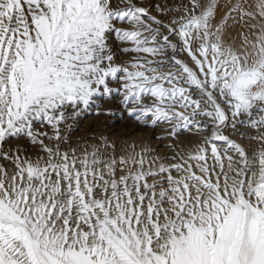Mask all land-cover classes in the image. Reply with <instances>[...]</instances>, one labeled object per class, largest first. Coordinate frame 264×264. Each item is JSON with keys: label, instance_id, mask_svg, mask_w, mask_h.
Masks as SVG:
<instances>
[{"label": "snow or ice", "instance_id": "snow-or-ice-1", "mask_svg": "<svg viewBox=\"0 0 264 264\" xmlns=\"http://www.w3.org/2000/svg\"><path fill=\"white\" fill-rule=\"evenodd\" d=\"M152 7L0 0V264H264V0ZM113 94L202 143L170 164L104 140L62 150Z\"/></svg>", "mask_w": 264, "mask_h": 264}, {"label": "rangeland", "instance_id": "rangeland-1", "mask_svg": "<svg viewBox=\"0 0 264 264\" xmlns=\"http://www.w3.org/2000/svg\"><path fill=\"white\" fill-rule=\"evenodd\" d=\"M171 3L172 0H169ZM176 3H179V0H175ZM157 3H164V0H148V5L151 8L150 14L157 15L155 8L152 7ZM242 31L241 28H230L228 29V33L225 36V40H234V41H240L239 39V33ZM124 57V56H121ZM184 60V59H182ZM117 62H121L118 61ZM114 86V85H112ZM108 109L107 104H103V107L100 108L101 111H106ZM133 119V118H132ZM102 120V119H101ZM146 121H150L149 118L145 119ZM99 122V121H98ZM151 124V122H150ZM171 128V126H168ZM65 128H67L65 126ZM64 128V129H65ZM75 131V134L80 135L82 134L81 128L80 129H73ZM149 131V127H145L144 130L137 132V136L121 139L118 137H115V133H111L109 135H104L103 132H96L94 138H90L89 140L85 141L84 139L75 140L71 142V145L62 146V150H76L77 153L83 152L85 148H91L92 146L96 145L99 141L104 140L108 144L113 145V149H110L109 151H114L117 158H119L121 155H141L143 154L145 158L149 161L156 159L159 161H163L165 164L172 163V157L176 156H184L186 157L189 153L195 152L197 145L201 144L203 141V136L200 135L196 130H192L190 133H186L184 131H181L179 134L175 135L173 138V134L170 132V129H166L163 131V136L160 137L161 141H167L170 146L165 148L164 151H160L157 149L153 144V139L147 138V133ZM80 136H78L79 138ZM235 141L237 143H242V146L247 147V135L243 136V141L240 136L234 137ZM5 146V145H4ZM3 146V147H4ZM18 147L17 140H11L9 143H6V147L3 148L4 152H8L10 149L15 150ZM32 152V151H30ZM166 153V154H165ZM0 163H5L3 161H0Z\"/></svg>", "mask_w": 264, "mask_h": 264}, {"label": "bare ground", "instance_id": "bare-ground-1", "mask_svg": "<svg viewBox=\"0 0 264 264\" xmlns=\"http://www.w3.org/2000/svg\"><path fill=\"white\" fill-rule=\"evenodd\" d=\"M234 40H228L227 42L231 43ZM236 45L238 46L240 41H235ZM116 53L118 55V61L122 60H128L129 57L127 55H124L123 53H120L119 51V45L116 46ZM124 56V57H121ZM178 59H186L181 54L177 53ZM118 64L120 62H117ZM113 87H116L114 85ZM195 95V93H194ZM120 97L113 94L111 97V102L107 100H100L98 103L100 104V107L92 106L88 111L83 112L75 121H69V123L72 125L71 128H65L63 129V135L66 136L68 143L63 144L62 146L71 145L72 141L75 140H82L85 141L89 140L90 138H94L96 135V132H103L104 135H109L111 133H115V137L118 138H130L137 136V132H140L144 130L145 127H149V131L147 133V138L153 139L154 146L159 149L160 151L165 152V148L170 146L167 141H161L160 137L163 136V131H165L167 128L170 129L166 124H150L151 121H146V118H137L135 116H129L127 114V110L122 109L120 104ZM103 104L108 105V109L105 112H111V115H96L97 112L104 113V111H101L100 108L103 107ZM133 118V119H132ZM102 119V120H101ZM99 121V122H98ZM200 123H206V121H198ZM74 128H81L82 134L77 135L75 134ZM192 130H196L195 128H187L183 129L182 131L186 133H190ZM231 127L229 126V129L227 132H225V135H229L231 133ZM242 134L244 133V129L239 130ZM201 135V134H200ZM78 136H80L78 138ZM246 135H244L245 137ZM237 137V136H235ZM241 137V136H240ZM96 138V137H95ZM18 147L25 151H34V149L31 148L30 145L26 144L24 140H17ZM6 147V144L3 148ZM166 154V153H165Z\"/></svg>", "mask_w": 264, "mask_h": 264}]
</instances>
